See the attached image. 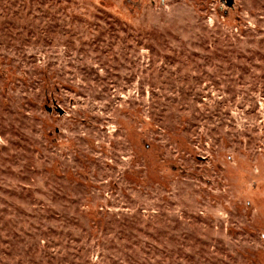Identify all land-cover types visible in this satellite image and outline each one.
<instances>
[{
    "label": "rangeland",
    "instance_id": "1",
    "mask_svg": "<svg viewBox=\"0 0 264 264\" xmlns=\"http://www.w3.org/2000/svg\"><path fill=\"white\" fill-rule=\"evenodd\" d=\"M0 264H264V0H0Z\"/></svg>",
    "mask_w": 264,
    "mask_h": 264
}]
</instances>
